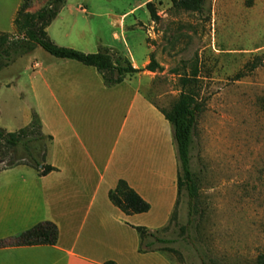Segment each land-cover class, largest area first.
I'll return each instance as SVG.
<instances>
[{
  "label": "rangeland",
  "instance_id": "1",
  "mask_svg": "<svg viewBox=\"0 0 264 264\" xmlns=\"http://www.w3.org/2000/svg\"><path fill=\"white\" fill-rule=\"evenodd\" d=\"M22 2L0 0V32L17 33ZM65 2L47 30L50 38L86 53L109 49L140 69L154 58L155 72L138 73L142 92L158 107L169 110L183 90L181 79H193L187 88L202 106L191 147L197 196L183 188L173 219L159 232L168 242L156 246L174 264H258L264 253V0H206L202 11L177 9L172 0ZM47 3L31 0L29 10ZM51 60L61 58L38 46L0 71V82L15 81L0 88V126L15 131L38 113L32 64Z\"/></svg>",
  "mask_w": 264,
  "mask_h": 264
},
{
  "label": "crops",
  "instance_id": "2",
  "mask_svg": "<svg viewBox=\"0 0 264 264\" xmlns=\"http://www.w3.org/2000/svg\"><path fill=\"white\" fill-rule=\"evenodd\" d=\"M32 67L38 69L30 76L35 109L43 132L53 137L46 163L56 169L0 171V241L44 221L58 226L59 237L54 245L6 244L0 264H174L165 251L141 252L136 229L166 227L179 197L173 127L142 92L140 72L109 87L96 67L74 59ZM14 83L0 82V88ZM120 179L149 211L128 215L111 201Z\"/></svg>",
  "mask_w": 264,
  "mask_h": 264
},
{
  "label": "trees",
  "instance_id": "3",
  "mask_svg": "<svg viewBox=\"0 0 264 264\" xmlns=\"http://www.w3.org/2000/svg\"><path fill=\"white\" fill-rule=\"evenodd\" d=\"M66 0H48L41 9L32 12L31 0H23L17 9L14 18L16 34L0 32V71L18 58L32 53L38 46L53 56L77 60L85 65L94 66L101 73L106 86H114L121 83L128 75L149 70L155 72L159 64L154 58H150L145 68L140 69L133 66L132 62L109 49L94 53H86L77 49L59 46L49 36L47 27L58 16ZM177 9L202 11L206 0H172ZM153 20L157 18L154 4L149 1L146 4ZM256 66V65H254ZM183 90L174 101L169 110L160 109L166 119L173 127L174 141L177 149L179 163L178 194L183 188L188 191L189 197L197 196V185L194 181L191 169V147L195 124L202 106L198 102L196 92L187 88L192 78L183 77ZM52 136L43 132L42 121L38 113L32 114L31 121L24 127L15 131H8L0 126V163L6 162L0 171L17 165H28L38 169L41 175L55 170L56 168L46 163L47 145ZM41 146L43 148L41 149ZM111 201L125 214L144 213L150 210V204L137 193L126 180L120 179L115 189L110 191ZM178 197V201H179ZM178 204V202H177ZM174 213L170 219H173ZM192 220L190 219V223ZM167 227V226H166ZM160 230H150L143 226H137L140 234V251H165L166 248L158 247V243L168 242L159 235ZM59 237L58 226L51 221H44L34 225L32 228L22 232L9 241L1 240L0 247L6 244L13 245H37L57 243ZM258 264H264V253L257 258ZM107 264H115L108 262Z\"/></svg>",
  "mask_w": 264,
  "mask_h": 264
}]
</instances>
